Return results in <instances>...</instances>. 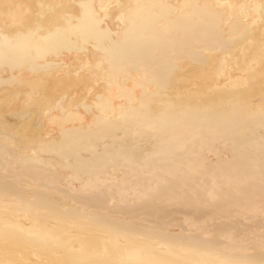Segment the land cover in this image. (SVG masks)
Masks as SVG:
<instances>
[{
    "label": "bare ground",
    "instance_id": "bare-ground-1",
    "mask_svg": "<svg viewBox=\"0 0 264 264\" xmlns=\"http://www.w3.org/2000/svg\"><path fill=\"white\" fill-rule=\"evenodd\" d=\"M138 2L172 7L133 46L112 13L93 30L80 7L102 15L108 0H0V53L33 69L0 62V264L264 259V21L219 7L262 0ZM4 4H62L68 19L27 35ZM58 43L100 65L90 90ZM66 64L42 101L37 85Z\"/></svg>",
    "mask_w": 264,
    "mask_h": 264
},
{
    "label": "snow or ice",
    "instance_id": "snow-or-ice-1",
    "mask_svg": "<svg viewBox=\"0 0 264 264\" xmlns=\"http://www.w3.org/2000/svg\"><path fill=\"white\" fill-rule=\"evenodd\" d=\"M31 6L26 5H14V4H4L3 8L5 11V16H10L13 19L14 24L25 30L27 35H35L41 32L47 31L50 35L59 34L63 31L62 21L68 19L67 17L62 16L58 13L57 10L66 7L62 4H40L38 7L40 11L30 12V11H13L14 9H27ZM82 9L85 10V16L88 18L91 27L93 30L97 29L98 26L103 25L105 20L108 19V13H112L113 19L117 20L121 25V33L123 40L130 45L137 46L146 44L148 41L152 39L150 34V25L152 21L155 19V13L153 10L161 8V7H172L170 5H154V4H142L140 2L136 3H126L124 0H108L106 4H100L99 10L102 15H98L95 12V5H81ZM200 5H184L181 6V12L183 9H199ZM221 8H226L231 10L230 14L235 12L237 9L240 10V16L247 18L248 10L253 7H257L259 9V15L262 21H264V0L258 6H253L250 4H221L219 5ZM47 10V11H45ZM193 14H190L187 19L189 22H192ZM84 17H81L83 21ZM24 33L17 32L16 36H20ZM3 40L6 44H10L11 35L4 34ZM84 44H87V40L84 41ZM53 54H59L64 51L75 52V61L78 63L79 67L76 71V76L78 78L83 77L89 87H91V82L99 79V67L100 65H93L90 61L86 59H82L81 53L87 55L88 49L87 47L76 46L72 47L71 45H65L63 43H58L52 49ZM106 57H101V62ZM0 62L4 64V66L11 67L13 70L20 69L21 71L27 69L28 71H33L31 65V59L29 57H25L22 60L11 61L7 54L0 53ZM72 65L66 64L61 67L55 74V78L51 76L43 78L39 85H37V89L41 93L40 99L42 101H48L51 99L49 92L55 91L57 88L63 86L60 77H70L72 72ZM261 153L262 157H264V143L261 144ZM261 247L264 249V235L261 236ZM159 264H165V262H159ZM233 264H264V259L260 261H255L252 259L242 260L233 262Z\"/></svg>",
    "mask_w": 264,
    "mask_h": 264
}]
</instances>
